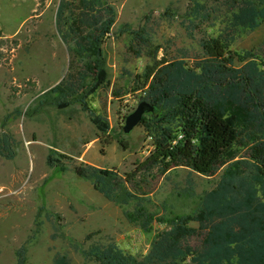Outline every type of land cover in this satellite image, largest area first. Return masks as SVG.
<instances>
[{
	"label": "rangeland",
	"instance_id": "obj_1",
	"mask_svg": "<svg viewBox=\"0 0 264 264\" xmlns=\"http://www.w3.org/2000/svg\"><path fill=\"white\" fill-rule=\"evenodd\" d=\"M188 4V0L111 2L116 22L101 46L103 78L83 96V105L70 101L62 109L44 107L34 113L40 96L59 88L69 73L67 36L73 1L0 0V264H16L15 253L22 246L26 264H53L59 257L68 264H95L81 252L110 242L141 259L156 236L160 250L151 264H191L190 256L174 255L177 250L201 254L205 232L197 224L154 225L152 232L144 233L130 226L120 208L74 171L89 165L124 176L152 152L142 123L129 135L123 133L125 119L137 108L141 94L124 96L126 86L119 75L129 39L122 31L138 30L146 18L151 19L155 32L142 58L128 70L137 75L153 69L175 55L174 48H164L165 41L177 48L192 47L178 19ZM167 9L173 21L161 18ZM263 49L264 24L242 37L233 52L260 57ZM153 115H145L142 122ZM67 117H72L70 122ZM104 130L105 137L113 140L105 147L100 140ZM221 174L205 178L187 169L172 170L149 196L148 210L165 218L188 216ZM253 175L252 171L240 175L239 186L249 185ZM49 214L60 219L48 223Z\"/></svg>",
	"mask_w": 264,
	"mask_h": 264
},
{
	"label": "trees",
	"instance_id": "obj_2",
	"mask_svg": "<svg viewBox=\"0 0 264 264\" xmlns=\"http://www.w3.org/2000/svg\"><path fill=\"white\" fill-rule=\"evenodd\" d=\"M72 1L69 73L59 88L40 96L34 113L44 107L62 109L70 101L83 105V96L104 76L101 46L116 22L111 5L116 0ZM188 2L178 19L192 47L177 48L171 40L165 41L164 48H174L175 55L163 58L153 69L137 75L128 70L142 58L155 32L151 19L146 18L138 30L122 31L129 39L119 75L126 86L124 96L139 93L140 102L157 110L151 120L141 121L152 152L124 176L89 165L74 171L120 208L130 226L144 233L152 232L154 225L197 224L205 232L201 254L190 249L173 253L190 256L191 264H264V49L260 57L249 51L233 52L242 37L264 24V0ZM166 13L161 18L173 21ZM103 135L102 145H111L106 130ZM100 154L104 155L103 148ZM179 168L205 178L222 174L190 215L165 218L151 213L149 196L161 178ZM247 171L254 173L250 184L239 186L238 177ZM58 219L56 214L46 216L48 223ZM159 250L156 236L141 259L114 242L91 246L81 256L95 264H151ZM25 254L24 246L16 251V264H26ZM53 264L68 263L59 257Z\"/></svg>",
	"mask_w": 264,
	"mask_h": 264
},
{
	"label": "water",
	"instance_id": "obj_3",
	"mask_svg": "<svg viewBox=\"0 0 264 264\" xmlns=\"http://www.w3.org/2000/svg\"><path fill=\"white\" fill-rule=\"evenodd\" d=\"M156 109L149 106L145 102H140L133 113H131L126 119L123 127L124 135H129L134 128H136L142 121L145 115L155 114Z\"/></svg>",
	"mask_w": 264,
	"mask_h": 264
}]
</instances>
